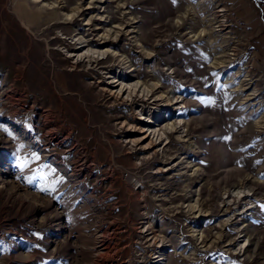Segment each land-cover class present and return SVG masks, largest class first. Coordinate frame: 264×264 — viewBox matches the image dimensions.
<instances>
[{
	"label": "rangeland",
	"instance_id": "1",
	"mask_svg": "<svg viewBox=\"0 0 264 264\" xmlns=\"http://www.w3.org/2000/svg\"><path fill=\"white\" fill-rule=\"evenodd\" d=\"M0 264H264V0H0Z\"/></svg>",
	"mask_w": 264,
	"mask_h": 264
},
{
	"label": "bare ground",
	"instance_id": "2",
	"mask_svg": "<svg viewBox=\"0 0 264 264\" xmlns=\"http://www.w3.org/2000/svg\"><path fill=\"white\" fill-rule=\"evenodd\" d=\"M105 56L106 51H95L92 49L84 50L82 48L81 50L70 55V57L74 58L75 61H96L102 60L103 58H105ZM108 78L110 79L109 88L105 87V89L106 91H109L111 96L116 100L120 99L124 102H132L136 98L138 100H144V102H146L151 96L152 92L150 88L144 86L141 82H128L125 75L120 71L118 73H110ZM171 98L174 102L178 101L177 97L175 98V94L173 93ZM137 113L139 116L138 118H141V120L146 123L144 126H139L136 128V131L142 134V136L139 138L138 143H140V145H142L146 151H148L149 149L163 148V145L169 139L166 130L156 128L153 118L148 116L149 113L146 116V114H144L141 109H139ZM180 126L181 124H179V127ZM240 247L242 248L243 246Z\"/></svg>",
	"mask_w": 264,
	"mask_h": 264
}]
</instances>
